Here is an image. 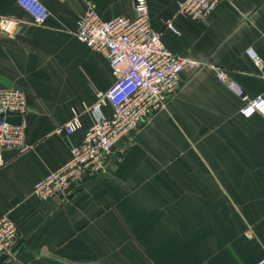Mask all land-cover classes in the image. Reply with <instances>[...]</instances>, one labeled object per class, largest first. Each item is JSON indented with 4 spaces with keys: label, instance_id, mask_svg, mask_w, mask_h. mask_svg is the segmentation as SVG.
<instances>
[{
    "label": "crops",
    "instance_id": "1",
    "mask_svg": "<svg viewBox=\"0 0 264 264\" xmlns=\"http://www.w3.org/2000/svg\"><path fill=\"white\" fill-rule=\"evenodd\" d=\"M88 1L104 20L134 17V0ZM179 1L147 0L151 27L171 52L204 65L182 71L165 107L103 171L66 197L40 200L33 184L70 157L56 128L79 111V143L93 121L84 105L114 76L76 37L87 0H43V24L18 0H0V16L18 21L13 37L0 32V88H20L31 109L8 115L26 122L24 149L0 153V216L18 231L0 264H253L264 255V118L241 115L244 101L211 67L264 99V0H222L204 19L178 13Z\"/></svg>",
    "mask_w": 264,
    "mask_h": 264
},
{
    "label": "built area",
    "instance_id": "2",
    "mask_svg": "<svg viewBox=\"0 0 264 264\" xmlns=\"http://www.w3.org/2000/svg\"><path fill=\"white\" fill-rule=\"evenodd\" d=\"M220 1L181 0L177 12L192 19H204ZM18 4L35 24H43L49 16L43 0H18ZM133 10V18L118 15L104 20L87 0V9L78 21L75 34L87 47L107 59L114 81L107 90L97 93L91 106L84 105L93 121L79 143L71 140L72 134L82 126L79 111L73 110L67 121L56 128V133L64 134L69 142L70 157L33 184L32 194L40 200L66 197L77 191L89 174L103 171L114 148L129 139L155 111L165 107L179 86L182 71L204 65L198 60L177 55L165 46L160 33L151 27L147 0H134ZM17 26L16 19L0 16V32L5 36L13 37ZM167 26L177 32L172 24L167 23ZM248 53L257 59L252 50ZM211 67L217 79L244 101L239 110L241 115L257 112L264 118L262 97H247L243 86L225 68ZM106 105L111 109L110 115L103 113ZM30 111L25 93L20 88H0V153L8 149H24L26 122L24 119L12 122L8 115H24ZM17 239L15 223L7 215H1L0 260L13 254ZM253 264H264V255Z\"/></svg>",
    "mask_w": 264,
    "mask_h": 264
},
{
    "label": "bare ground",
    "instance_id": "3",
    "mask_svg": "<svg viewBox=\"0 0 264 264\" xmlns=\"http://www.w3.org/2000/svg\"><path fill=\"white\" fill-rule=\"evenodd\" d=\"M179 31V30H178ZM238 81V80H237ZM76 109V108H75ZM82 122V121H81Z\"/></svg>",
    "mask_w": 264,
    "mask_h": 264
}]
</instances>
